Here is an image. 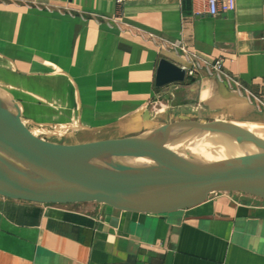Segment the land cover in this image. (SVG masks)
<instances>
[{
    "label": "crops",
    "instance_id": "1",
    "mask_svg": "<svg viewBox=\"0 0 264 264\" xmlns=\"http://www.w3.org/2000/svg\"><path fill=\"white\" fill-rule=\"evenodd\" d=\"M161 58L185 80L156 87ZM218 59L264 96V0L215 17L205 0H0V114L54 143L182 120L264 123V107L211 74ZM0 264H264V199L179 188L71 204L0 195Z\"/></svg>",
    "mask_w": 264,
    "mask_h": 264
},
{
    "label": "water",
    "instance_id": "2",
    "mask_svg": "<svg viewBox=\"0 0 264 264\" xmlns=\"http://www.w3.org/2000/svg\"><path fill=\"white\" fill-rule=\"evenodd\" d=\"M184 80L183 67L159 60L156 87ZM168 188L264 199V123L182 120L124 139L61 144L0 114L2 196L71 204L135 199Z\"/></svg>",
    "mask_w": 264,
    "mask_h": 264
},
{
    "label": "built area",
    "instance_id": "3",
    "mask_svg": "<svg viewBox=\"0 0 264 264\" xmlns=\"http://www.w3.org/2000/svg\"><path fill=\"white\" fill-rule=\"evenodd\" d=\"M235 3L236 0H205V13L213 17L222 16L234 10ZM192 73L193 69H188L187 74L191 75ZM211 74L222 78L229 87L236 89L239 93H244L249 99L256 101L258 105L264 107V96L245 86L235 75L224 72L221 60H216L212 65ZM157 106H159L157 101L151 103L153 110H156ZM24 125L26 126L25 123ZM27 128L29 129V127Z\"/></svg>",
    "mask_w": 264,
    "mask_h": 264
},
{
    "label": "rangeland",
    "instance_id": "4",
    "mask_svg": "<svg viewBox=\"0 0 264 264\" xmlns=\"http://www.w3.org/2000/svg\"><path fill=\"white\" fill-rule=\"evenodd\" d=\"M29 129H30V130H34L33 128H29ZM33 132H37L36 129H35V131H33Z\"/></svg>",
    "mask_w": 264,
    "mask_h": 264
},
{
    "label": "bare ground",
    "instance_id": "5",
    "mask_svg": "<svg viewBox=\"0 0 264 264\" xmlns=\"http://www.w3.org/2000/svg\"><path fill=\"white\" fill-rule=\"evenodd\" d=\"M200 167V165L196 166V168Z\"/></svg>",
    "mask_w": 264,
    "mask_h": 264
}]
</instances>
